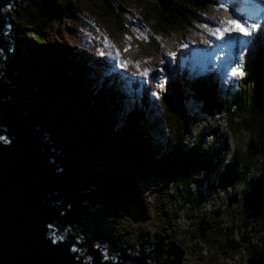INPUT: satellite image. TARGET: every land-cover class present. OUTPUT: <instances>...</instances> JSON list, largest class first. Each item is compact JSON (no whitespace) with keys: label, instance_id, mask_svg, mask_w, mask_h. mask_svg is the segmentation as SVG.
<instances>
[{"label":"trees","instance_id":"1","mask_svg":"<svg viewBox=\"0 0 264 264\" xmlns=\"http://www.w3.org/2000/svg\"><path fill=\"white\" fill-rule=\"evenodd\" d=\"M111 1L113 2V0H25L22 2L19 8L10 12L16 38L20 37L24 44L22 48L20 47L21 52L15 55L13 68L15 67L16 74L23 80L20 84L30 90L29 93L31 91L36 93L35 97H39L42 107H45L44 103L50 111H54L55 119L65 122L70 129V138L87 151L88 157L94 154L85 162L86 167L90 169L98 165L96 173L100 174L101 178L104 177L103 179L117 171L127 172L138 179L145 190L151 188L149 193L153 195L154 205L156 206L157 200H160L170 207L166 214H163L172 218L164 219L165 229L170 228L173 231L170 233L180 234V241H189L187 245L192 244L193 253H197L201 248L197 239L202 237L200 231L198 233L199 228L195 225L200 226L203 223L201 221L205 219L211 220L213 216L211 213L220 207H227L236 193L241 191L242 197H245L250 192L248 185L251 186V182L256 179L253 177L256 174L254 165L264 167L262 160L264 159V49L252 54L249 73L241 83L240 90L228 100L235 104L233 109L238 110L235 116L239 119L237 129L244 130L245 138L248 137L244 155L246 158L243 156L244 150L240 153L236 148L232 154L227 151L226 134L219 148H215L214 143L218 138L216 135L220 134L219 131L216 135L210 133L205 142V137L202 135L197 141L191 139L190 143H185L178 139V130H176V119L184 122L183 124L188 121V108L183 103L186 99V95L183 94L184 89H180L179 86L172 87L173 89L170 88V91L165 93L160 103L164 118L151 120L149 115L139 110L124 113L118 95L111 94L105 89L104 83L100 85L102 87H97L93 77L91 79L90 76L81 74V55L85 56L87 53L75 49L76 45L73 43L60 47L57 42L64 40L62 37L65 33L64 28L82 29L84 23L81 20L77 22L81 16L79 2L88 4L101 15L103 20L110 21V25L118 29V33H121L122 29V31H130L136 36L139 45L149 43L147 37L154 35L156 38V33H165L170 35L168 38L173 37L165 39L168 46L180 44L183 38L189 35V32L185 31L191 30L192 25H200L199 20L193 19L194 16L202 19L199 27L202 29L203 16L212 11V5H209L208 0H168L166 5H163L161 0H143L148 1V5L136 0L133 5L138 8L139 14L131 13L132 23L126 21L125 24L123 17L118 19L111 17L115 5ZM126 1L128 0H118V5L123 7V11H126L124 9ZM210 17L215 15L212 14ZM208 23L211 24V21ZM156 28L161 32H156ZM140 34L143 39L140 38ZM210 34L205 29L207 39ZM93 38L98 40L99 47L104 48L107 53L110 52V46L103 38L93 35L89 39H84L91 45ZM171 40L174 44L169 42ZM23 48L27 51L23 52ZM195 89L199 101L205 92ZM156 124L161 129L166 127L170 136L167 142L157 139L156 133H161L157 130ZM165 137L162 133L160 138L165 139ZM239 138L240 136L238 140ZM178 147L181 149L178 150ZM225 148L229 160L222 169ZM259 154L263 156L260 158ZM100 155L102 157L98 159ZM210 160L213 161L212 164ZM209 164L213 169L210 174H208L211 171ZM165 186L169 187L166 189ZM236 206L237 211L229 210V213H225L224 219H219L221 221L210 222L212 232L207 234L204 241L219 254L225 251L233 260L237 257L234 259L229 252L238 247L242 253L259 256L264 252V244L257 245L259 226L246 221L244 213L240 210L241 203H237ZM107 210L105 211L109 212ZM189 220L193 221L189 222ZM139 229L140 227L137 228ZM138 237L133 242L126 241V245H130L128 246L130 248L138 245ZM221 237L227 240L225 244L220 242Z\"/></svg>","mask_w":264,"mask_h":264},{"label":"water","instance_id":"2","mask_svg":"<svg viewBox=\"0 0 264 264\" xmlns=\"http://www.w3.org/2000/svg\"><path fill=\"white\" fill-rule=\"evenodd\" d=\"M15 1L0 0V72L4 74L10 73L7 57L18 51L16 42L5 35L13 24L4 15L5 6L14 11L10 2ZM46 113L35 98L1 76L0 264H149L154 253L163 255L164 238L159 233L153 236L156 244L151 251L145 250L151 233H141L134 256L106 234L109 212L93 211L85 204L86 194L100 190L139 221L145 218L143 206L128 205L122 197L126 190L133 200L139 199L136 181L126 172L99 180L83 169V153L73 149L69 139L54 134L51 124L42 119ZM249 202L245 197L247 217L262 214L254 212ZM257 208H264V197ZM200 229L204 236L203 223ZM180 252L173 243L167 251L174 258L171 264L181 263ZM248 264H264V255L249 259Z\"/></svg>","mask_w":264,"mask_h":264},{"label":"rangeland","instance_id":"3","mask_svg":"<svg viewBox=\"0 0 264 264\" xmlns=\"http://www.w3.org/2000/svg\"><path fill=\"white\" fill-rule=\"evenodd\" d=\"M24 1L25 0H21V2H19L17 5H14V9L16 10L17 8H19L21 3ZM135 1L136 0L126 1L125 2L126 7H124V9L126 11H123V7L118 5V0H113L115 5L112 8L111 17L114 19H118L120 17H123L125 24H126V21L129 23H132V14L131 13L133 12L135 14H139L138 8L135 5H133ZM161 1H162L163 5H166L168 0H161ZM113 2L111 1V3H113ZM141 2H142V4H146V5L149 4L148 1L141 0ZM209 4H211V2ZM78 7L80 10L81 16L79 19H77V22L81 20L84 23L82 29L76 30V28L72 27L71 28L72 30H67L66 28H64L63 32H65V33L62 35L64 40H62L61 42H57V43H58V46L62 47V45L68 46L69 45L68 41H70L71 43L75 44L76 47L80 46L83 48V51H86L87 54L84 53V54H86L85 56L81 55L82 56V58H81V68H82L81 74L84 73L85 76H91V77L94 76L93 77L94 79L101 78L104 80L103 81L104 84H106V82H105L106 80L109 82V79L110 80L112 79L114 82H119L122 85V88L116 89L115 92H116V95L119 96V99L124 104L123 107L125 106V109H129V111H131L130 109L133 107L132 103L138 102V103H140V107L150 106L153 110L154 118L158 119L162 116V112L160 113L159 106L156 107V102L152 99L151 94L154 92H158L159 89L156 87V85L148 86L147 84L153 83L154 72H155V69L158 67L157 63L160 62L163 64V69L165 71L163 74H161L159 77H157V80H161V77H163L165 74L172 75L171 76L172 87L174 88V87L179 86L180 89H184L186 91L187 96H186V99L183 100V103L185 105L189 106V110H190V108L192 107V104H191V102L188 104V97L190 96L189 94L194 89L189 88L188 86H189V82H192V80L185 79L181 73H176V71H178L181 68V64L186 63V61L181 60V58H183L182 56H186L188 53H191V56H192L194 54V50H196V49L185 47L183 50H180V47H178L179 45L174 44V42L172 40L169 42L173 43L174 45L168 46L166 44L167 40H165V39H172L173 37L171 36L172 38L171 37L168 38L170 35H167L165 33H156V35H157L156 38H161V39H156V38L154 39L152 37H147L148 40L150 41V43L145 42V43H140V45H139L138 40L136 39V36H134V34H132L128 30L122 31L123 29L121 30V33H118V29H115L114 26L110 25L111 24L110 21L103 20L101 15L98 14L88 4H86L84 2H79ZM127 12H129V13H127ZM193 19L199 20L198 22H201V20L197 16H194ZM210 21H211V24L208 23V25L212 28V30L208 26L205 27V29L209 33H211L209 41H213L215 36L217 37V39H220L221 35L219 33H216V29L222 27V25L219 24L220 21H222V20L217 18V17H210ZM134 25L135 26H141V25H137V24H134ZM126 27H128V25H126ZM196 27L197 26L192 25L191 30L189 29L188 31H185V32H187V33L189 32L188 34L191 33L193 36H195L197 38L202 37L203 33L198 32L195 29ZM77 28H78V24H77ZM155 30H156V32H161V30L159 28H156ZM108 33H110V34H108ZM134 33H136V31H134ZM78 35H80V36H78ZM93 35L99 36L100 38H103L105 42L107 39L104 37H108L111 40V42L114 44V46H116V48L120 51V55L123 53V55L126 57V60H130V61L136 60L138 63H140L142 65V66H139L137 68L131 67L132 69L140 70L142 67L144 68V66H148L149 70L146 71V73L147 72H150V73L152 72V73L150 75H145V76H143V74H142L139 78H132L129 75V73L131 72L130 70H126V71L117 70L115 68V65L112 66V63H110L109 60L108 61L103 60V58H105V56H107L108 54L114 55V49H115L114 46L110 45V52L107 53L104 50V48L99 47V43H98V40L96 38L92 39L93 43L91 42V45H90V43H87V40H85L84 38L89 39ZM140 38L143 39L141 34H140ZM188 38H193V37L190 36ZM183 40L186 41L187 38H183ZM26 44L27 43H25V45ZM23 45L24 44H22V46ZM28 45H31V44H28ZM27 47L28 46H26V48ZM140 47H142V48H140ZM175 47L178 48V53L176 51L177 48L175 49ZM12 48H14V47H12ZM82 48H81V51H82ZM62 50L64 51L63 48H62ZM88 50L92 53L89 54ZM150 50H151V52H150ZM197 50H199V49L197 48ZM24 51H27V50L24 49L23 52ZM18 52H21V48H18V51L14 55L8 56L7 60H8V63L10 65V73L5 74L8 77H9V75L14 76L18 80V81L16 80V81L9 82L11 85H14L15 88H16V85L20 86L21 85L20 82L23 81L16 74L15 67L13 68V66H14L13 56H15ZM82 53L83 52H80V54H82ZM75 54H77V57L80 58L78 56V53L75 52ZM89 56H91V59H89ZM191 56H189V57H191ZM171 57H173V59ZM184 58H186V57H184ZM230 65L232 68H237L239 70L245 69V64L241 58L231 60ZM136 76H138V73H136ZM222 78H224V77L222 76ZM245 78L246 77L241 78V79H245ZM94 81L97 82V80H94ZM172 87H171V89H173ZM175 91L176 90H174V92ZM159 94H160V92H159ZM213 105H215V104H213ZM215 107H216V105L207 109V111L211 115H209L205 111V113H204L205 116L201 117L200 119H197L195 116L194 117L190 116L189 121H193V125H192L193 128L192 129L195 130L194 131L195 135H197V130L201 131V129L204 131H208L210 133H214V135H216L217 131H219V130L215 129V127H214L215 122L219 123L217 120H221L222 117H220V116L223 115L224 116L223 117L224 122H222V125H221V127H222L221 132L220 131L219 132H220L222 138H225V134H226L227 139H228V132H225L226 128H227V130L231 133L230 134V142H232V140H233L232 145H229L228 152L230 154H232L233 147L235 146V148H238L240 153H242L244 150V153H243V156H244L245 155L246 142L248 140V137L245 138L244 133H243L244 130L237 129V126L239 124L238 123V120H239L238 117H233L232 115L224 114L223 111H221L219 113V109L216 110V114L214 116L212 114L211 110L214 109ZM192 110H193V108H192ZM218 117H220V118H218ZM213 121H215V122H213ZM63 123H64V125H66L65 122H63ZM228 123H230L232 126L228 127L227 126ZM225 124L227 127H225ZM64 125L62 123L56 122V124L54 125V130L56 131V133L58 132V130H57L58 128L61 130L66 129V133H69V129L65 128ZM134 125H135V122H134ZM51 126H52V124H51ZM238 135L240 136L239 140H238V137H239ZM206 137L208 138L209 136H206ZM93 155H92V157H93ZM96 155H98V154H96ZM261 156H263V155L259 154L260 158H261ZM92 157H87V158L91 159ZM101 157L102 156L100 155L98 157V159H100ZM227 158H228V156H227ZM244 158H246V156H244ZM262 160H264V159H262ZM85 162H87L86 159H84L82 161V163H83L82 167H84ZM222 164H224V163H222ZM97 166L98 165L93 166L90 171H93L96 174V171L98 169ZM254 168L256 171H259V170L261 171V169H262V168H258L257 165H254ZM263 171L264 170L262 169V172H261L262 175H264ZM117 172H115V173H117ZM261 174L258 176L259 178L257 181H259L261 179V177H262ZM130 175L133 176L132 174H130ZM102 178H104V177H102ZM133 178H134V176H133ZM134 179H135L137 187L139 189L140 198L137 201L135 200L136 203H135V201H133L132 205H135V207H137V205L140 203V206L145 207L144 213H146V214L143 216L145 218H142L141 220H139L140 223H143V224H137L139 222L131 219L129 217L127 211L122 212L123 211L122 210L120 212L119 209H122V207L119 208V206H118V204H116V202L110 201V199H108V197H106L105 195H103V194L101 195L100 192H94V193H96L95 195L93 193V197L97 198L96 200H97L98 204H95V198H94V200H92V202L97 208H100L101 210H107L108 209V210H111L112 212H114L113 216L108 220L113 222V223L109 224V227L113 231V233L115 234V237H119V239L123 240L124 242H126V241L128 242L130 240H131V242H133L137 239L138 235H140L141 233H144V232L146 233L147 231H149L151 234H150V237L148 240L150 242H153L155 240V238L153 237L154 234L159 233L165 239V242H167L166 248L170 249L171 244L174 243L177 245L179 250L182 252L180 264H233V262L236 264H238V263L246 264V259L250 258L249 254L247 252L242 253L240 247L234 249L235 251L233 250L234 254H233V251L229 252V254H231L234 257V259H235V257H237V259L235 261L232 259V257L226 258L225 257V251L223 254H219L218 252H216L214 250V248H211L207 244V242L204 240H201V238L197 239V242L199 244H201V248H199V251L197 253H193L192 244L187 245V244H189V241H186V242L180 241V239H181L180 234L175 235V234L170 233V231H172V229H170V228H169V230L165 229L166 226H165L164 222L167 220L166 218H168V220H171L172 218H170L171 216L165 217V216H163V214L164 213L166 214L167 210L170 207L166 206L160 200H157L158 202H156V206H155L154 201H153V195H150V193H149V189H151V188L145 190L143 185L138 181V179H136V178H134ZM263 182H264V180L257 184L256 190L257 189L261 190L263 188V186H264ZM125 195H126V192L123 194L122 197L124 198ZM126 197H128V199L131 200L130 199L131 197H129L128 195ZM189 207H191V206H189ZM125 210H126V207H125ZM164 219H166V220L164 221ZM192 221L193 220H189V222H192ZM142 226H144V227H142ZM138 227H140L139 230H137ZM186 227L188 228L187 222H186ZM138 231H141V232L138 233ZM167 233L170 235H168ZM224 236H226V235H224ZM223 237L220 238V242L225 244L227 242V240ZM228 250L229 249H226V251H228ZM163 256H164L163 257L164 261L169 260V258H170L169 256H167L165 254ZM160 259H162V258H160ZM172 259H174V258H172ZM155 260H153V261H155Z\"/></svg>","mask_w":264,"mask_h":264},{"label":"clouds","instance_id":"4","mask_svg":"<svg viewBox=\"0 0 264 264\" xmlns=\"http://www.w3.org/2000/svg\"><path fill=\"white\" fill-rule=\"evenodd\" d=\"M20 1L21 0H16L15 2H10V4L14 8V5H17ZM207 2H211V4H209V5H212V11L207 12L203 16L202 29H199V27L202 24V19H200L201 20L200 25H198L195 28L198 32H202L203 36L197 38L190 33L189 35H187L185 37V38H187L186 41L183 40L180 44H178L179 45L178 47H180V50H183L185 47L196 49V50H194V54L191 57L184 58L182 56L183 58H181V60L186 61V63L181 64V68L178 71H176V73H181L185 79L192 80V82H189L188 87L194 89L189 94L190 96L188 97V104L191 102L192 107L189 110V106H187L188 107V114H187V120L188 121H187V123L183 124L184 122H181L179 120H178L179 121L178 122L177 119L175 118L176 123H177L176 130H178V133H177V136L179 137L178 139L181 140L182 142H185V143H190L191 139L197 141L199 139V137L202 135H203V137H205V139H204V142H205L207 139L206 136H208L210 134V132L204 131L201 129V131L197 130V135H195V133H194L195 130L192 129L193 128L192 127L193 121H189L190 116L191 117L195 116L197 119H200L201 117L205 116V114H204L205 111L209 115H211L207 111V109L211 108L215 105H216V107L211 110V112L214 116L216 114L217 109H219V113L221 111H223L224 114L232 115L233 117H235L237 115L238 110L233 109V105H235V104L231 101L229 102L228 100H231L232 96L240 90L241 83L245 80V79H241V78L246 77L247 74L249 73L250 61H251L252 54H254L256 52H260L262 49H264V0H208ZM5 8L7 9V11L4 12V15L13 23L11 15H10V12L13 10L10 9L8 6H5ZM1 12H3V9H1ZM212 14H214L215 17H217L221 20H223L225 18V16H229L233 20H236L237 23L240 25H243V26L252 25L253 27L251 29H249V31L251 32V35L244 36L241 33H237V32H226L223 34V36H221L220 39H217V37L215 36L213 41H209L205 36V27L208 26L212 30V28L208 25V22L210 21V16ZM219 24H221V23H219ZM10 26H11L12 30L9 32H5V35H7L9 39L11 38L12 40H16L17 42L22 43L20 40V37L16 38L13 24H10ZM224 26H226V25H224ZM190 36H192L193 38H188ZM152 38H155V36L152 35ZM106 39H107L106 43L109 46L110 45L114 46V44L111 42L110 39H108V38H106ZM156 39H161V38H156ZM68 42L71 43L70 41H68ZM17 47L22 48L23 46H17ZM74 48L81 50L82 47L76 48V46H75ZM114 48H115L114 49V55L108 54L107 56H105V58H103V60H105V61L109 60L110 63H112V66L115 65V68L117 70H120V71L130 70L131 72L129 73V75L132 78H139L144 72L149 70L148 66H144V68L142 67L140 70L132 69L131 67L137 68V67L142 66V65L140 63H138L136 60H133V66H132V61L126 60V57L123 55V53L120 55V51L116 48V46H114ZM176 48L177 47H175V49ZM197 48L199 50H197ZM23 50H24V48H23ZM82 50H83V48H82ZM9 51L12 52L11 49H9ZM75 51H77V50H75ZM176 51L178 53V48L176 49ZM91 53L92 52L89 51V54H91ZM12 55H14V54H12ZM1 57H4V54H1ZM13 58H15V56H13ZM171 58L173 59V57H171ZM237 58L242 59V61L245 64V69L239 70V69L235 68L238 72H241L242 75L233 76L232 75V69L233 68L231 67L230 62H231V60H234ZM7 59H8V57H7ZM157 65H158V67L155 69V72H154L153 83H150L147 85L148 86L156 85V87L159 89L158 92L152 93L151 97L156 102V107L159 106L160 113H161L162 110L160 107V103L163 101L165 93L170 91V88L172 87V81H171L172 75L165 74L163 77H161V80H157V77H159L165 71L163 69L162 63L158 62ZM136 73H138V76H136ZM151 73L147 72V75H150ZM2 74L0 73V77L1 76L5 77V79H4L5 82L9 83L11 81H16V78L14 76L9 75V77H8L5 74H3L4 75L3 76ZM143 76H145V75L143 74ZM222 76L224 78H222ZM90 78L92 79L91 76H90ZM94 80H97V82L94 81V83H96L97 87H102L99 85H103L102 84L104 81L103 79L99 78V79H94ZM105 82H106V84H104L106 86L105 89H107L111 94L113 93L114 95H116V92H114V91H116V89L122 88V85L119 82H114L112 79L111 80L109 79V82L107 80ZM115 84H117V87H115ZM11 86L13 88H15L14 85H11ZM195 88H198V90H204V92H205V95L202 96V98H200L199 101L197 100V97H196L197 93H196ZM16 89H18L20 92H22L28 98H35L37 100V102L40 104L39 97L38 96L35 97L36 93L34 91H31V93H29L28 91H30V90L23 87L22 84L20 86L16 85ZM159 92H160V94H159ZM183 94L186 95L185 90H184ZM183 98H185V97H183ZM120 102H122V101H120ZM213 104H215V105H213ZM123 105L124 104L122 103V108L124 110V113H133L134 111L139 110V111H142L145 114L149 115L151 120H155L154 115H153V110L150 106L140 107V103L135 102V103H132L133 107L130 109L131 111H129V109H125V106L123 107ZM43 106H45L44 110H47V113L50 114L49 115L50 119L48 118L49 119L48 123L52 124L51 129L54 132V134L56 136H58L59 138L69 139L71 144H72V148L73 149H80L84 155L83 160L84 159L88 160L87 151L78 142H76L74 139L70 138L71 136L69 135V133H66V129L61 130L58 128L57 129L58 132L56 133V131L54 130V125L56 124V122L60 123L61 121L55 119L54 111H50L44 103H43ZM227 106H229L230 108H227ZM192 108H193V110H192ZM47 113L42 116L43 120H45L46 117L48 116ZM161 117L164 118V116H161ZM220 117H222L221 120H217L219 123H217L215 121H213V122H215V126H214L215 129H217L221 132V129H222L221 125H222V122H224V119H223L224 116L222 115ZM220 117H218V118H220ZM62 124L64 125V123H62ZM229 124L230 123H228V125H227L228 127H230ZM156 125H158V124H156ZM64 126H65V128L69 129L68 126H66V125H64ZM227 126L225 124V127H227ZM156 128H157V130H159V132L161 134L164 133V135L166 136L165 139L160 138L161 134L156 133L157 139H160V140L167 142L166 140H168L170 136L167 134L166 127H162V129H161V127L158 125ZM225 132H227V128H226ZM230 134L231 133L228 131V139H227V135H226V142L228 143L227 144L228 148H229V145H232V142H233V140H232V142H230ZM216 136L218 138H216L214 146H215V148H219V146L221 145L220 143H221L223 138L220 134H218ZM203 145H204V143H203ZM228 148H227V151H228ZM180 149L181 148L178 147V150H180ZM234 149L236 150L235 146L233 147L232 151H234ZM227 151L225 148V151L223 152V154H225V156H224L222 163H224V164H226L229 160V155L226 154ZM227 156H228V158H227ZM210 161L212 164L213 161L212 160H210ZM224 164H222V165H224ZM221 167H222V169H224L223 166H221ZM221 167H220V169H221ZM82 168L88 169L86 167L85 163H84V167H82ZM91 169L92 168H90L88 170H91ZM210 169H211V171L208 172V174H210L213 171V169L211 168V165H210ZM263 173H264V171H263ZM94 175L97 178L104 180L103 178H101V175H99L98 173H96ZM258 178L259 177H257L255 180H253L251 182L250 192L245 197H248V196L250 197L251 192H253V190H254V185L256 184V186H257V184L260 183V181L264 180L263 179L264 175H262L261 180H259V181H257ZM168 187L169 186H165L166 189ZM261 190L264 191V186ZM94 192H100V194L102 195L100 190H95V191H92V192L86 194L87 198H86L85 204L88 205L93 211H96V212L97 211H105V210H101L100 208H97L93 204L92 200H94V198H95V197H93ZM95 194L96 193H94V195ZM245 197H243L244 202H245ZM96 199L97 198H95V204H98ZM251 201H252V197H250V202ZM244 206H245V204H244ZM119 208H121V207H119ZM253 210H255L257 213L261 209L259 210V208H256V209L253 208ZM113 213L114 212L109 210V213H108L109 216L105 220V222L107 224L106 234L112 240H114L119 246H125L127 249V253L134 256L137 252L138 245L134 246L133 248L128 247L130 245L127 246L126 242H124L123 240H120L119 237H115V234L113 233V231L109 227V224H111L113 222L108 220V219H110L113 216ZM138 222H140V221H138ZM148 242H149V246H145V250L151 251L153 246L156 244V239L154 241L155 244L154 243L152 244L149 240H148ZM120 243H122V244L120 245ZM166 243L167 242H165V239H164V248L166 246ZM172 245H173V243L171 244V246ZM130 250H131V252H130ZM163 252H164V250H163ZM158 255H161V254L154 253L152 256H150L151 258L148 261L149 264H153V263L155 264V261H156L155 259L158 258ZM153 260H155V261H153ZM150 261H151V263H150Z\"/></svg>","mask_w":264,"mask_h":264},{"label":"flooded vegetation","instance_id":"5","mask_svg":"<svg viewBox=\"0 0 264 264\" xmlns=\"http://www.w3.org/2000/svg\"><path fill=\"white\" fill-rule=\"evenodd\" d=\"M258 168H262L263 170H264V167H262V166H260V167H258ZM262 169H261V171L259 170V171H256V174L253 176V177H255V178H257L260 174H261V172H262ZM250 185H248V190H250ZM242 193H241V191L240 192H238V193H236V195H234L231 199H230V203H228V205H227V207H220V208H218V210H215V211H213L212 213H211V216H212V218H211V220H207V219H205V220H202L201 222H203V229H205V234H204V236L202 235V232H201V229H200V227H201V225L199 226H197V225H195L196 227H198L199 229H197L198 230V233H199V231H200V235H201V239L202 240H204V239H206L207 238V234L211 231L212 232V229H211V221H215L214 223H216V222H219V221H221V220H219V219H224V215H225V213L227 214V213H229V210H234V211H237V206H236V204L237 203H241V206H240V210H242V212L244 213V215H245V217H246V221H248V222H253V224L254 223H256V224H258V226H259V231H260V233H259V236H258V240H257V242H259V244L257 243V245L258 246H262L263 244H264V208L262 209V210H260V211H262V214H257V216H255V215H250V217H247L248 216V214L249 213H246L245 212V206H244V204H245V202H244V198L242 197V195H241ZM171 196V195H170ZM140 198V197H139ZM172 198V197H171ZM234 199H236V200H234ZM129 199H127V200H125L126 201V203L127 204H129L130 205V203H131V205L133 204V199H131V200H129ZM124 207V206H123ZM123 207H122V209L120 210V212L122 211V212H125L124 211V209H123ZM143 208H144V212H145V207L143 206ZM260 211H258V212H260ZM257 212V213H258ZM250 213H251V211H250ZM199 223V222H198ZM143 224V223H142ZM248 230H250V228H248ZM151 243H154V242H151ZM167 246H165V248H164V252H163V255L165 254V255H167L168 256V254H167V250H168V248H166ZM256 249H258V248H256ZM261 254H263L264 255V252H261ZM163 255H158V258L156 259V261H155V264H171L172 263V261H173V259L172 258H169V260H166V261H164L163 260ZM225 257L226 258H230V256L228 255V254H226L225 253ZM250 258L249 259H251V258H257L258 256H249ZM160 258H162V259H160ZM249 259H246V264H248V260ZM236 261V260H235ZM233 264H236V263H234L233 262ZM238 264H240V263H238Z\"/></svg>","mask_w":264,"mask_h":264},{"label":"snow or ice","instance_id":"6","mask_svg":"<svg viewBox=\"0 0 264 264\" xmlns=\"http://www.w3.org/2000/svg\"><path fill=\"white\" fill-rule=\"evenodd\" d=\"M222 27L216 29V33H219L221 36H223L224 33L226 32H237L241 33L244 36H249L251 35V32L249 29H251L253 26L252 25H247L243 26L237 23L236 20H233L229 16H225V18L220 21ZM226 25V26H224ZM118 55V54H117ZM144 75H147V73H143ZM232 75L233 76H239L242 75L241 72H238L235 68L232 69Z\"/></svg>","mask_w":264,"mask_h":264},{"label":"bare ground","instance_id":"7","mask_svg":"<svg viewBox=\"0 0 264 264\" xmlns=\"http://www.w3.org/2000/svg\"><path fill=\"white\" fill-rule=\"evenodd\" d=\"M7 36V35H6ZM210 36H211V34H210ZM210 36L208 37V40H210ZM8 37V36H7ZM11 39V38H10ZM12 40V39H11ZM13 41H15L16 43H14L13 44V46H15V47H17L18 45L19 46H22V43H19V42H17L16 40H13ZM189 56H191V53H188L186 56H183V57H189ZM3 79H5V77H2ZM42 106V105H41ZM43 108V107H42ZM44 109V108H43ZM46 111V110H45ZM49 115L46 117V119H45V121L46 122H48L49 121ZM109 177V176H108ZM107 177V178H108ZM256 184L254 185V190H253V192H251V195H250V197H252V204L249 202V206H251L252 208H254V209H256L257 208V205H258V203L260 202V200L264 197V191L263 190H259V189H257L256 190ZM126 192V195H125V197H124V200H127L128 198L126 197L127 195L130 197V195L128 194V192L126 191V190H124L123 191V193H125ZM123 196V195H122ZM250 197H249V201H250ZM109 199V198H108ZM132 199V198H131ZM110 201H112V202H115V201H113V200H111L110 199ZM133 201H135V200H133ZM117 204V203H116ZM129 205V204H128ZM120 207H123V206H121L120 205ZM124 209V211H127V210H125V208H123ZM121 209H119V211H120ZM254 212H256L255 210H254ZM137 224H142V223H137Z\"/></svg>","mask_w":264,"mask_h":264}]
</instances>
